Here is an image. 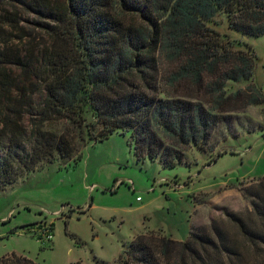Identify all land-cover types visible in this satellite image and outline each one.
<instances>
[{"label":"trees","instance_id":"trees-1","mask_svg":"<svg viewBox=\"0 0 264 264\" xmlns=\"http://www.w3.org/2000/svg\"><path fill=\"white\" fill-rule=\"evenodd\" d=\"M221 10L264 34V0H0V187L118 129L138 158L175 166L231 112L263 102L255 83L228 90L253 79L257 54L208 24ZM244 189L252 209L193 224L185 240L141 232L97 264H264V178ZM0 264L39 263L12 252Z\"/></svg>","mask_w":264,"mask_h":264},{"label":"rangeland","instance_id":"rangeland-1","mask_svg":"<svg viewBox=\"0 0 264 264\" xmlns=\"http://www.w3.org/2000/svg\"><path fill=\"white\" fill-rule=\"evenodd\" d=\"M208 24L257 54L253 79L230 80L228 90L250 82L264 89V34L232 27L225 10ZM230 114L206 145H192L175 166L138 158L131 131L118 129L80 142L78 160L57 155L0 187V256L17 252L39 264L116 262L141 232L161 229L185 240L194 221L252 209L244 188L264 178V101ZM5 151L0 143V157ZM45 224L52 239L42 237Z\"/></svg>","mask_w":264,"mask_h":264},{"label":"built area","instance_id":"built-area-1","mask_svg":"<svg viewBox=\"0 0 264 264\" xmlns=\"http://www.w3.org/2000/svg\"><path fill=\"white\" fill-rule=\"evenodd\" d=\"M138 198L140 199V196H138ZM41 231H42V237L43 238L52 239L53 230H52V226L50 224H45L42 227Z\"/></svg>","mask_w":264,"mask_h":264},{"label":"crops","instance_id":"crops-1","mask_svg":"<svg viewBox=\"0 0 264 264\" xmlns=\"http://www.w3.org/2000/svg\"><path fill=\"white\" fill-rule=\"evenodd\" d=\"M201 222H204L203 220L202 221H194L193 224H197V223H201Z\"/></svg>","mask_w":264,"mask_h":264}]
</instances>
